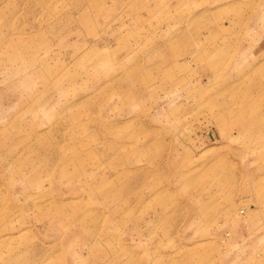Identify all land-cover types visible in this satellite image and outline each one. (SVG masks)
<instances>
[{"label":"rangeland","instance_id":"obj_1","mask_svg":"<svg viewBox=\"0 0 264 264\" xmlns=\"http://www.w3.org/2000/svg\"><path fill=\"white\" fill-rule=\"evenodd\" d=\"M0 264H264V0H0Z\"/></svg>","mask_w":264,"mask_h":264}]
</instances>
